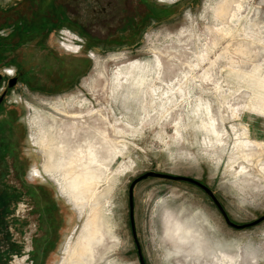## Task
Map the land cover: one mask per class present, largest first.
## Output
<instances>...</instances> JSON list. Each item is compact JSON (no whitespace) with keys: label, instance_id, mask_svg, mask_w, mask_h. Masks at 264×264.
<instances>
[{"label":"rangeland","instance_id":"obj_1","mask_svg":"<svg viewBox=\"0 0 264 264\" xmlns=\"http://www.w3.org/2000/svg\"><path fill=\"white\" fill-rule=\"evenodd\" d=\"M17 2L0 0V44L7 46V57L16 56L20 61L16 67L21 77L12 87L0 80V93L10 88L5 106L23 129L19 141L28 158L30 174L48 159L46 143H39L44 128L62 127V121H70L48 105L61 98L68 108L67 98L72 95L84 100L75 106L92 110L94 119L90 122L86 116L82 124L87 127L96 123L105 135L104 141L113 144L111 156L104 161L95 160L90 170L84 171L92 183L84 207L61 188V171L53 177L33 176L37 183L53 191L64 210L62 238L45 264H64L65 244L75 241L92 206L101 214L106 239L104 251L91 264H142L131 225L130 187L148 171L202 181L237 223L264 216V115L254 113V108H264L262 26L257 31L246 28L243 21L238 27L244 30L229 34L226 29L221 30L224 25L217 24L208 9L214 0H165L160 5L164 10L162 18L149 21L136 39L123 41L125 37L114 32L124 20L121 5L115 7L112 18L105 20L100 19V10L94 17L90 8L84 11L76 4L70 12L95 29L91 35L98 41L88 53L65 51H75L73 42L83 41L79 34L78 38L72 34L70 27H65L66 42L58 43L65 35L58 31L50 33L44 45H22L10 50L8 45L18 39L28 42L32 37L33 43L42 33L36 24L31 25L26 39L16 37L17 30L10 31L12 39L6 38L9 29L3 27L13 28L19 11L31 14L27 1L16 6ZM94 18L98 19L96 24ZM181 29L185 34L178 38L175 34ZM153 49L164 55L174 53L170 57L174 65ZM188 60L192 61L189 66ZM6 66V71L16 68L13 64ZM104 77L108 79L107 90H101ZM96 86L101 90L100 97L93 94ZM33 106L59 120L49 117L42 130L31 120L36 116ZM256 149L259 154L252 156L251 151ZM82 157L78 161L70 159L66 167L83 170ZM245 174L254 178L248 185L241 182ZM133 198L136 233L146 264H182L166 255L170 248L163 239L166 213L193 220L212 242H227L230 259L234 253L247 249L255 253V263L250 264H264V219L245 228L229 225L214 200L198 185L149 176L136 182ZM25 208L20 205L21 211ZM10 264H24V258L15 257Z\"/></svg>","mask_w":264,"mask_h":264},{"label":"flooded vegetation","instance_id":"obj_2","mask_svg":"<svg viewBox=\"0 0 264 264\" xmlns=\"http://www.w3.org/2000/svg\"><path fill=\"white\" fill-rule=\"evenodd\" d=\"M79 1L81 3H76ZM24 2L29 6L31 14L19 11L13 28L6 25L3 27L9 29L6 38L12 39L10 31L17 30L16 37L26 39L30 36L28 32L31 25L36 24L42 31L41 37L33 43L32 37H29L28 42L18 39L11 46L8 45L10 50L22 45H44L50 33H60L65 27L72 28L75 35L79 34L83 38L82 52L97 46L98 41L91 35L95 29L90 24H84L77 14L70 12L76 4L84 11L90 8L92 12L89 13L94 17L96 11L100 10V19L105 20L112 18L116 13L115 7L121 5L124 20L115 26L114 32L121 33L125 37L123 41L139 37L149 21L162 18L164 13L160 6L164 3L160 0H18L15 5ZM97 21V18L93 19V23ZM44 32H47L46 35ZM0 47V80L3 79L10 86L12 78H16V85L21 77L16 67L21 65L20 61L16 56L7 57V46L3 48L0 44ZM12 64L16 68L8 71L12 74L14 70V75L8 76L4 68ZM26 81L30 82L29 78ZM9 89L0 93V264H10L15 257L24 258V264H45L62 238L64 210L60 208L53 191L37 183L34 175L28 171V158L23 155L19 141L20 136L24 135L23 129L18 124L19 120L5 106ZM21 204L26 207L23 212Z\"/></svg>","mask_w":264,"mask_h":264},{"label":"bare ground","instance_id":"obj_3","mask_svg":"<svg viewBox=\"0 0 264 264\" xmlns=\"http://www.w3.org/2000/svg\"><path fill=\"white\" fill-rule=\"evenodd\" d=\"M214 1L215 3L213 5H211V3L208 4V9L212 10L217 24L224 25V27L222 26L223 29L221 30L226 29L229 34H232V31L236 32L239 29H243L242 26H238H240L241 22L244 21L246 28L252 27L258 31L262 26L264 31V0ZM183 34H185V30L181 29L175 35L180 38ZM68 47L72 48L71 46ZM153 51L156 50L153 49ZM156 53L159 55V57L164 55V52L160 50L156 51ZM172 54L174 53H168V55L165 54L164 56L167 57V60L172 61V63L169 62L171 65H174V59L172 60L170 58ZM185 61H183V63H186ZM191 62V60H188L186 65L189 66ZM98 86L93 88V94L100 97L101 90H107L108 88L107 77H104L101 90ZM78 98L79 97L76 95H72L71 97L67 98L69 108L63 104L62 98L59 99V102L57 103L51 102L48 104L54 109L58 110L60 112L58 114L63 113L65 116H67V118H69L70 121H62V127L49 125L44 128L43 125L46 126L45 121H47L49 117H51L56 122L59 119H57L53 114L49 115V113H45L42 111V109L40 111L39 108L33 106L36 116L34 119L31 118V120H33V125L40 126L42 130L44 128L42 138L40 136L38 137L41 138L39 143H46L47 156H45V158L48 157L42 168L40 167L34 169L33 175L38 178H44L46 176L53 177V175H55L54 173L61 171L62 179H64L62 182L63 187L61 188H65L64 190H66V192L71 195V199H73L75 203H78L77 205L84 207L85 204H83V202L86 200V194L91 190L92 185L90 180L86 177L84 171H89L95 160L104 161L109 156H111V148L113 144L109 143V140L107 142L104 141L105 135L96 126V123L91 124L88 122L89 124H86L87 127L84 126L85 123L82 124V119L84 117L86 118V116H88L87 118L90 122H93L92 120L94 119V113L92 110L87 109L85 111L81 107H76L75 105L79 100L81 102L84 101ZM254 113L259 116L264 115V108H254ZM104 129H102V131ZM37 134L39 135V133ZM73 137L78 138L72 140ZM253 150L251 151L252 156H257L259 154L257 149L256 151ZM81 155L84 156L82 157L84 158L83 163L80 164L83 170H77L75 166L71 169L66 167V164L70 161V159H76V161H78ZM256 164L258 166V163ZM256 172L263 174L262 171H255V173ZM241 178V182L245 183V185L250 184L254 179H251L249 174H245ZM101 220L102 218L99 210L92 206L84 226H82L80 232L78 231L79 234L77 237H75V241L65 244L63 255V258H65L64 264H91L98 258V255L104 251L106 232H104L102 229L103 222L101 223ZM163 226V239L170 245V248L166 251V255L173 257L182 264H231L237 261L239 264L255 263V260H253L255 253L247 249L242 251L240 254L234 253V256L230 259V257H228L229 255L226 253V251H229L227 250V242L224 243L223 241L220 242L217 240H213V242L210 241L201 231L202 228L197 226L193 220H190L186 217L183 218L182 216H179V214L178 216H176V214L174 216L170 213H166V216L163 219Z\"/></svg>","mask_w":264,"mask_h":264},{"label":"water","instance_id":"obj_4","mask_svg":"<svg viewBox=\"0 0 264 264\" xmlns=\"http://www.w3.org/2000/svg\"><path fill=\"white\" fill-rule=\"evenodd\" d=\"M1 77V74H0ZM16 83V78H12V80L10 81V86H13ZM149 176H158V177H162V178H169V179H175V180H184V181H189L192 182L196 185H198L199 187H201L202 189L205 190V192L214 200V202L217 204V206L220 208V210L222 211V213L224 214V217L226 219V222L231 225L234 226L236 228H245V227H249L252 225H255L256 223L260 222L261 220L264 219V216L251 221V222H247V223H237L235 221H233L230 216L228 215L226 209L224 208V206L222 205L221 201L219 200V198L217 197V195L215 194V192L205 183H203L202 181L191 177V176H184V175H176V174H170V173H164V172H157V171H148L146 173H144L143 175L139 176L136 180L133 181V183L131 184L130 187V214H131V225H132V229H133V233H134V238L138 247V251H139V255H140V260L142 262V264H146L145 260H144V256L142 254V249L140 246V242L138 240L137 237V233H136V227H135V222H134V185L136 184L137 181L149 177Z\"/></svg>","mask_w":264,"mask_h":264},{"label":"built area","instance_id":"obj_5","mask_svg":"<svg viewBox=\"0 0 264 264\" xmlns=\"http://www.w3.org/2000/svg\"><path fill=\"white\" fill-rule=\"evenodd\" d=\"M160 1H161V2H165V0H160ZM64 29H65L64 31H63V30H61V31H62V33H64L65 35H61V38L58 39L59 42H61V41H62V42L65 41V42H66V40L63 39V38H65V37L67 36L68 33L66 32L67 29H66V28H64ZM69 33H70V32H69ZM72 34H73V32H72ZM74 35H75V34H74ZM75 37L78 38L79 36L76 35ZM80 39H81V38H80ZM73 43H74L73 45L75 46V49H76L75 51H68V50H65V49H64V50H65L66 52H69V53L80 54V53L82 52L83 44H81V43H80V44H77L76 42H73ZM62 46H63V45H62ZM62 49H63V48H62ZM88 55H89V54H88ZM6 69H7V68H4L5 71H6ZM7 72H8V71H6V73H7ZM8 73H10V72H8ZM8 73H7V74H8ZM11 75H14V70H13V73H12ZM11 75H10V76H11Z\"/></svg>","mask_w":264,"mask_h":264}]
</instances>
